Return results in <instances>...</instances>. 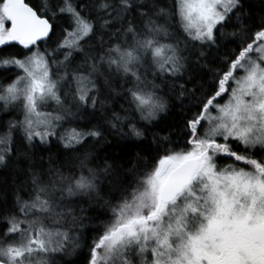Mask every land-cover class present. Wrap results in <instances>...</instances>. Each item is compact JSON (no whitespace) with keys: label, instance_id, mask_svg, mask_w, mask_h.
Returning <instances> with one entry per match:
<instances>
[{"label":"snow or ice","instance_id":"snow-or-ice-1","mask_svg":"<svg viewBox=\"0 0 264 264\" xmlns=\"http://www.w3.org/2000/svg\"><path fill=\"white\" fill-rule=\"evenodd\" d=\"M0 264H264V0H0Z\"/></svg>","mask_w":264,"mask_h":264}]
</instances>
